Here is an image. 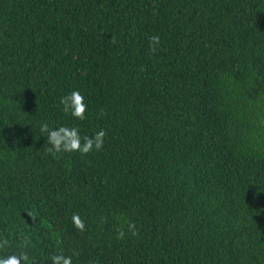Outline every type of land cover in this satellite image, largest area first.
I'll return each mask as SVG.
<instances>
[{
  "label": "trees",
  "instance_id": "trees-1",
  "mask_svg": "<svg viewBox=\"0 0 264 264\" xmlns=\"http://www.w3.org/2000/svg\"><path fill=\"white\" fill-rule=\"evenodd\" d=\"M43 123L103 148L46 152ZM2 237L36 264H264V0H0Z\"/></svg>",
  "mask_w": 264,
  "mask_h": 264
},
{
  "label": "clouds",
  "instance_id": "clouds-1",
  "mask_svg": "<svg viewBox=\"0 0 264 264\" xmlns=\"http://www.w3.org/2000/svg\"><path fill=\"white\" fill-rule=\"evenodd\" d=\"M115 37L111 39V43H115ZM160 44L159 36L149 37V51L155 53ZM60 104L63 106V112L70 114L77 120H84L87 111V105L84 102V96L79 91H72L70 94L63 96L60 99ZM103 115V113H101ZM40 131L42 136L46 137L47 145L45 151L49 153H71L79 152L82 155H87L93 150L100 151L104 145V138L106 132L101 129L93 136H81L80 130L77 127L60 126L58 128H50L47 123L41 125ZM31 215V213H29ZM72 222L76 229L80 231L85 230V223L78 214H73ZM103 222V218H102ZM125 227L127 231L133 236L138 235L136 223L133 221H125L120 227L116 229L117 239L123 240L125 238ZM10 247V241L6 237L0 238V264H36L34 258L28 254V242L25 241L23 249L19 253H8L7 248ZM73 255H79L74 252ZM52 264H72V257L63 254H55L51 256Z\"/></svg>",
  "mask_w": 264,
  "mask_h": 264
}]
</instances>
